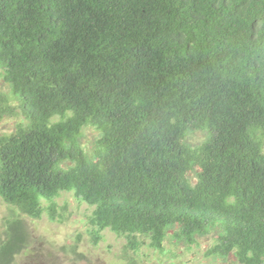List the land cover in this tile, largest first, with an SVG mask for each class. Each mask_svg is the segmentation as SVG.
<instances>
[{"label":"trees","instance_id":"obj_1","mask_svg":"<svg viewBox=\"0 0 264 264\" xmlns=\"http://www.w3.org/2000/svg\"><path fill=\"white\" fill-rule=\"evenodd\" d=\"M0 70L14 210L56 220L72 192L92 243L108 229L164 253L210 235L217 264H264V0H0ZM26 239L8 217L0 264Z\"/></svg>","mask_w":264,"mask_h":264},{"label":"rangeland","instance_id":"obj_2","mask_svg":"<svg viewBox=\"0 0 264 264\" xmlns=\"http://www.w3.org/2000/svg\"><path fill=\"white\" fill-rule=\"evenodd\" d=\"M0 89L8 87L1 78ZM18 119L0 120V134L11 132ZM83 143L90 144L96 131L85 128ZM204 135L194 131L189 141L198 144ZM57 209L61 216L50 220L45 213L39 218H31L14 210L0 198V235L4 221L17 215L24 225L27 239L25 247L15 256L11 264H217L205 255L212 236L199 239L196 246L187 248L181 243L175 244L170 238L164 243V253L142 246L135 254L124 251L123 238L117 237L108 229L102 231L99 242L92 243L85 223V215L91 208L77 200L72 192H63L56 198ZM132 260V262H131ZM225 264H238L232 256Z\"/></svg>","mask_w":264,"mask_h":264}]
</instances>
